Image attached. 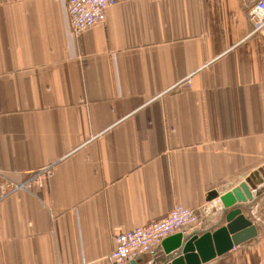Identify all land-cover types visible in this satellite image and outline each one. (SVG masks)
<instances>
[{"label":"crops","instance_id":"0c3cea01","mask_svg":"<svg viewBox=\"0 0 264 264\" xmlns=\"http://www.w3.org/2000/svg\"><path fill=\"white\" fill-rule=\"evenodd\" d=\"M258 1L124 0L75 36L67 0H0V264H107L175 207L199 214L184 235L225 226L219 197L264 168ZM256 181L255 236L205 264H264Z\"/></svg>","mask_w":264,"mask_h":264},{"label":"built area","instance_id":"2783aa9c","mask_svg":"<svg viewBox=\"0 0 264 264\" xmlns=\"http://www.w3.org/2000/svg\"><path fill=\"white\" fill-rule=\"evenodd\" d=\"M124 0H67V12L70 29L73 35L79 36L88 29L105 22L106 11L113 5ZM248 21L253 34H264V0H259L248 12ZM50 168L39 169L27 181L11 184L10 192L27 191L31 193L34 185L41 186L50 175ZM215 200V201H214ZM218 202V198L207 202ZM199 222L196 211L175 207L168 216L143 227L119 232L114 236V249L107 257V264H128L133 259L147 254L161 242L186 227H195Z\"/></svg>","mask_w":264,"mask_h":264},{"label":"water","instance_id":"95a60500","mask_svg":"<svg viewBox=\"0 0 264 264\" xmlns=\"http://www.w3.org/2000/svg\"><path fill=\"white\" fill-rule=\"evenodd\" d=\"M258 174L264 179V168L246 178L238 187L219 197L225 226L201 233L193 232L187 235L176 233L165 238L159 246L163 258L160 257L154 264H205L230 252L234 246L253 238L254 227L244 218L241 206L252 201L249 187L255 190V186L263 182L256 181ZM215 197L217 198V195L213 193L208 200Z\"/></svg>","mask_w":264,"mask_h":264},{"label":"rangeland","instance_id":"374dc122","mask_svg":"<svg viewBox=\"0 0 264 264\" xmlns=\"http://www.w3.org/2000/svg\"><path fill=\"white\" fill-rule=\"evenodd\" d=\"M190 228H191V227H186V228H184L183 230H185V229H190ZM183 230H182V231H183ZM178 233H179V232H178Z\"/></svg>","mask_w":264,"mask_h":264}]
</instances>
